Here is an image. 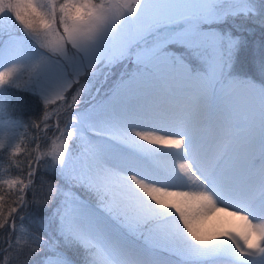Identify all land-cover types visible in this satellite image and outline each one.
Wrapping results in <instances>:
<instances>
[{"label": "snow or ice", "instance_id": "obj_1", "mask_svg": "<svg viewBox=\"0 0 264 264\" xmlns=\"http://www.w3.org/2000/svg\"><path fill=\"white\" fill-rule=\"evenodd\" d=\"M256 19L264 0H0V160L20 172L0 176L16 195L7 211L0 195V264H264ZM11 90L37 120L8 111ZM29 192L44 235L17 216ZM221 205L242 229L205 236Z\"/></svg>", "mask_w": 264, "mask_h": 264}, {"label": "trees", "instance_id": "obj_2", "mask_svg": "<svg viewBox=\"0 0 264 264\" xmlns=\"http://www.w3.org/2000/svg\"><path fill=\"white\" fill-rule=\"evenodd\" d=\"M245 26L247 28V36L250 39L251 43L253 44L254 49L256 50V54L258 55L259 54L258 50H259L261 41H264V26H262L261 23L257 24L254 21H251L245 24ZM4 39H7L6 35ZM27 94L29 93L23 92V91L11 90L8 94L7 101H6L8 105V111L14 115L22 114V117L24 116L26 117L27 115L25 111L31 112L28 106ZM38 118L39 117H36L35 119H30V120L28 119L27 122H31L32 120H37ZM29 133L30 135H33V136L37 135L36 130L31 129V128L29 129ZM34 146H35L34 142L27 144V147L29 148V150H31ZM16 160L17 162L23 161L24 164H22V167H24L27 161V157L25 154H21L18 157H16ZM3 169L9 170L10 175L12 176L20 174V172L16 168L10 167V161L7 157V154H4L2 162L0 164V170H3ZM25 171H27L26 167H25ZM46 176L48 180H51L52 182L54 180L57 181V177L55 175H49L46 173ZM75 191H76V194H79L80 196H83L87 199H90V197L92 196V194L89 193L87 190H82V188H79V187H76ZM31 194H32L31 192L28 193L27 200L28 201L30 200L32 203L33 197L31 196ZM0 195L5 196V201H6L5 211H7V207L9 205H12V202L16 199V195L10 192V190L6 186L4 187L3 191L0 192ZM91 201L93 202L96 201L94 196L91 197ZM27 208H28L27 211L26 209L24 210L26 211L24 213V216L26 217L24 220V224H26V226L32 232L40 234V235H44L43 224L45 221V217L47 215V209H45L42 206H37L34 203L29 205ZM18 214H21V212ZM7 231H8L7 226L5 227V229L0 230V239H2V236L6 235Z\"/></svg>", "mask_w": 264, "mask_h": 264}, {"label": "rangeland", "instance_id": "obj_3", "mask_svg": "<svg viewBox=\"0 0 264 264\" xmlns=\"http://www.w3.org/2000/svg\"><path fill=\"white\" fill-rule=\"evenodd\" d=\"M249 22H251V21H243V23L244 24H247V23H249ZM255 23H257V24H259L260 22H259V19H256L255 21H254ZM237 23H241V21H237ZM117 75H118V70H117ZM75 90V88H73L70 92H69V98H70V96H71V94H72V92ZM106 90V89H105ZM27 97H28V106H29V109L31 110V112L30 111H25V113H26V117L24 116V117H22V114L21 115H14V114H12V115H14L15 117H17V118H20V119H22V120H24L25 122H27V120L29 119H35L36 117H39L41 114H42V112H43V106H42V104H41V102L38 100V98L36 97V96H34V95H32V94H27ZM69 115L70 114H61V116H60V123H61V126H63V124H64V122L69 118ZM54 120H55V117H53V121L52 122H54ZM42 127H41V129L43 128V125H41ZM55 133L50 129L48 132H47V134H45L43 131H40L39 132V135L41 136V137H44L45 135H47L48 137H51V136H53ZM29 143H31V142H29ZM28 143V144H29ZM48 143H49V141L47 140V139H41L40 140V145H41V149L43 150V149H45L46 147H47V145H48ZM1 162H2V160H0V164H1ZM43 166V165H42ZM46 175V174H45ZM0 176H2L3 178H8V177H10V176H12V175H10V171L9 170H7V169H3V170H0ZM46 178H47V176H46ZM48 179V178H47ZM57 180H58V177H57ZM55 182H57V181H53V183H55ZM82 190H85V189H83L82 188ZM73 191H74V193L76 194V191H75V188L73 189ZM39 193H37V197H39ZM77 196H79L80 197V199L81 200H84V201H86V202H88V203H90V204H92L93 206H98V204H97V201H95V202H93V201H91V197L93 196H91L90 197V199H87V198H85V197H83V196H80L79 194H76ZM31 196L33 197V195L31 194ZM32 203H31V201L29 200V205H31ZM28 205V206H29ZM225 206H223V205H221L220 206V208H224ZM26 209V211H27V209L28 208H25ZM24 209V210H25ZM22 211L21 212V214H17V216H19V215H24V213L26 212V211ZM229 211H232V210H229ZM226 213L223 211H221V212H219V211H217V210H214L213 211V213H211V214H209L207 217H205V218H202V220H203V223H202V232H203V234L205 235V236H214V235H216V234H218V233H223V232H225V230L226 231H234V232H239V230H241L242 229V227H243V225H242V222L237 218V217H231L230 215H229V213H227L226 215H225ZM215 215V216H214ZM220 215V216H219ZM214 217V218H213ZM216 218V219H215ZM221 218V219H220ZM222 218H224V219H222ZM232 218V219H231ZM225 219H226V221H225ZM236 219V220H235ZM19 219H17V225H19V223H20V221H18ZM233 220H235V221H233ZM220 221H221V223H220ZM223 222V223H222ZM229 222V223H228ZM233 222V223H232ZM229 225V227H228V225ZM26 225V224H25ZM236 225V226H235ZM226 226V227H225ZM233 227V228H230V227ZM236 227V228H235ZM235 228V229H234ZM240 228V229H239ZM233 229V230H232ZM220 230V231H219ZM7 235H8V231H7V233H6V235H4V236H2V239L3 238H7ZM24 259H27V257L25 256V257H22L21 258V260H24Z\"/></svg>", "mask_w": 264, "mask_h": 264}, {"label": "bare ground", "instance_id": "obj_4", "mask_svg": "<svg viewBox=\"0 0 264 264\" xmlns=\"http://www.w3.org/2000/svg\"><path fill=\"white\" fill-rule=\"evenodd\" d=\"M222 209H223V208H221V210H219V212H221V211L223 212ZM224 212H225L226 214L229 213V212H226V211H224ZM226 214H225V215H226ZM214 216H215V215H214ZM219 216H220V215H219ZM231 217H233V216H231ZM213 218H214V217H213ZM215 219H216V218H215ZM220 219H221V218H220ZM222 219H224V218H222ZM231 219H232V218H231ZM235 220H236V219H235ZM235 220H233V221H235ZM225 221H226V219H225ZM220 223H221V221H220ZM222 223H223V222H222ZM228 223H229V222H228ZM232 223H233V222H232ZM227 225H228V224H227ZM235 226H236V225H235ZM225 227H226V226H225ZM228 227H229V225H228ZM230 228H233V227L231 226ZM235 228H236V227H235ZM235 228H234V229H235ZM239 229H240V228H239ZM232 230H233V229H232ZM219 231H220V230H219ZM225 231H226V230H225ZM239 231H240V230H239Z\"/></svg>", "mask_w": 264, "mask_h": 264}]
</instances>
